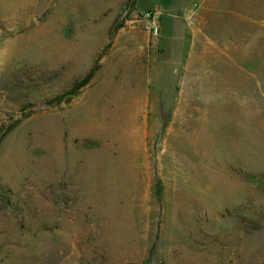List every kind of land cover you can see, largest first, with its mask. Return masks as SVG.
Listing matches in <instances>:
<instances>
[{"label": "rangeland", "instance_id": "obj_1", "mask_svg": "<svg viewBox=\"0 0 264 264\" xmlns=\"http://www.w3.org/2000/svg\"><path fill=\"white\" fill-rule=\"evenodd\" d=\"M196 1L0 0V264H264V0Z\"/></svg>", "mask_w": 264, "mask_h": 264}, {"label": "crops", "instance_id": "obj_2", "mask_svg": "<svg viewBox=\"0 0 264 264\" xmlns=\"http://www.w3.org/2000/svg\"><path fill=\"white\" fill-rule=\"evenodd\" d=\"M212 3H213V0H198L193 4V6L190 9L187 10L186 17L185 16L183 17V21H184L185 25H184V27L181 28V31H180L179 35L177 36V40H178L179 45H178V48H176V52L179 53L178 59H180V61L183 59L184 51H185V45L189 39L190 28H191L190 20L194 17V15L198 12L199 9H201V13L208 11V9ZM147 12H149V13L151 12V13L155 14L156 17H158L157 12L146 11V13ZM246 14H247V11H246ZM252 19L253 18L251 16L250 20L252 21ZM159 26H160V30H161L162 24L160 25V22H159ZM159 35H160V33H159ZM159 44L161 46H163V42L161 39H159ZM181 57H182V59H181ZM178 59H177L176 63L179 62Z\"/></svg>", "mask_w": 264, "mask_h": 264}, {"label": "built area", "instance_id": "obj_3", "mask_svg": "<svg viewBox=\"0 0 264 264\" xmlns=\"http://www.w3.org/2000/svg\"><path fill=\"white\" fill-rule=\"evenodd\" d=\"M145 16L147 17H152L153 18V22H152V26H151V29L153 31V34L158 36L159 33H160V27H159V24L156 22V16H152L151 13H146Z\"/></svg>", "mask_w": 264, "mask_h": 264}, {"label": "trees", "instance_id": "obj_4", "mask_svg": "<svg viewBox=\"0 0 264 264\" xmlns=\"http://www.w3.org/2000/svg\"><path fill=\"white\" fill-rule=\"evenodd\" d=\"M93 76H94V71L90 72L82 81L79 82V87L77 89H81L87 86L93 79ZM70 94L73 95L74 93H70Z\"/></svg>", "mask_w": 264, "mask_h": 264}, {"label": "water", "instance_id": "obj_5", "mask_svg": "<svg viewBox=\"0 0 264 264\" xmlns=\"http://www.w3.org/2000/svg\"><path fill=\"white\" fill-rule=\"evenodd\" d=\"M71 99H74V97H70V98L66 99L65 104H67Z\"/></svg>", "mask_w": 264, "mask_h": 264}]
</instances>
